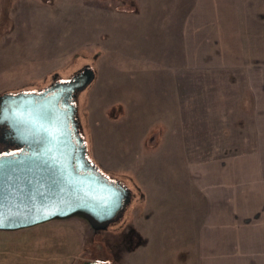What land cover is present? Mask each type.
<instances>
[{
    "label": "rangeland",
    "instance_id": "obj_1",
    "mask_svg": "<svg viewBox=\"0 0 264 264\" xmlns=\"http://www.w3.org/2000/svg\"><path fill=\"white\" fill-rule=\"evenodd\" d=\"M182 1L0 0V96L41 93L92 68L94 82L74 95L75 118L88 158L111 180L127 183L150 160L174 161L164 171L176 176L232 163L264 175V54L251 45L264 42V0H204L220 21L218 42L226 35L232 46L198 55L196 45L190 68L166 39L188 4L197 10ZM131 204L105 229L73 217L0 230V264L118 262Z\"/></svg>",
    "mask_w": 264,
    "mask_h": 264
},
{
    "label": "crops",
    "instance_id": "obj_2",
    "mask_svg": "<svg viewBox=\"0 0 264 264\" xmlns=\"http://www.w3.org/2000/svg\"><path fill=\"white\" fill-rule=\"evenodd\" d=\"M188 5L179 22L181 30L167 32L166 39L170 49L175 41L181 45L190 68L196 45L198 55H207L200 50L208 46L215 55L222 38L218 42L220 21L206 10L204 0L195 1L193 13ZM239 43L242 50L248 46L246 41ZM222 45L232 46L226 35ZM251 45L264 54V42ZM174 164L150 160L140 163L139 175L126 173L123 184L136 192L137 200L128 203L120 258L115 263L107 259L108 264H264V175L243 174L245 163H238L239 170L237 163L226 165L220 174L212 163L210 174L205 166H194L190 175L164 171Z\"/></svg>",
    "mask_w": 264,
    "mask_h": 264
},
{
    "label": "water",
    "instance_id": "obj_3",
    "mask_svg": "<svg viewBox=\"0 0 264 264\" xmlns=\"http://www.w3.org/2000/svg\"><path fill=\"white\" fill-rule=\"evenodd\" d=\"M95 78L86 68L41 93L0 96V123L9 126L14 144L26 148L0 155V230L73 217L105 229L123 217L130 192L90 161L70 103Z\"/></svg>",
    "mask_w": 264,
    "mask_h": 264
},
{
    "label": "flooded vegetation",
    "instance_id": "obj_4",
    "mask_svg": "<svg viewBox=\"0 0 264 264\" xmlns=\"http://www.w3.org/2000/svg\"><path fill=\"white\" fill-rule=\"evenodd\" d=\"M70 103L73 104V101H70ZM10 131L9 126L6 123H0V155L19 153L26 150V148H22L14 144L13 138L10 136Z\"/></svg>",
    "mask_w": 264,
    "mask_h": 264
},
{
    "label": "trees",
    "instance_id": "obj_5",
    "mask_svg": "<svg viewBox=\"0 0 264 264\" xmlns=\"http://www.w3.org/2000/svg\"><path fill=\"white\" fill-rule=\"evenodd\" d=\"M126 186V185H125Z\"/></svg>",
    "mask_w": 264,
    "mask_h": 264
}]
</instances>
